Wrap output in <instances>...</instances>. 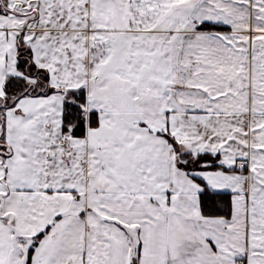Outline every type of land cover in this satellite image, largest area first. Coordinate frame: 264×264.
Here are the masks:
<instances>
[{
	"label": "snow or ice",
	"instance_id": "snow-or-ice-1",
	"mask_svg": "<svg viewBox=\"0 0 264 264\" xmlns=\"http://www.w3.org/2000/svg\"><path fill=\"white\" fill-rule=\"evenodd\" d=\"M0 264H264V0H0Z\"/></svg>",
	"mask_w": 264,
	"mask_h": 264
}]
</instances>
